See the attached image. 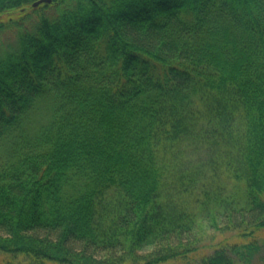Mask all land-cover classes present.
<instances>
[{"label":"trees","instance_id":"1","mask_svg":"<svg viewBox=\"0 0 264 264\" xmlns=\"http://www.w3.org/2000/svg\"><path fill=\"white\" fill-rule=\"evenodd\" d=\"M35 1L0 0L31 8L0 23V257L166 264L208 226L241 240L197 264H253L264 0Z\"/></svg>","mask_w":264,"mask_h":264},{"label":"rangeland","instance_id":"2","mask_svg":"<svg viewBox=\"0 0 264 264\" xmlns=\"http://www.w3.org/2000/svg\"><path fill=\"white\" fill-rule=\"evenodd\" d=\"M27 12H31V8L26 7L24 9L17 10L14 13L2 14V15H0V23L1 22H3V23L7 22L10 19L20 18L21 16H23ZM53 14H54V12L51 11L50 15H53ZM196 155H198V153H195L192 155H190L188 153H184L182 156H180L179 159L176 160L177 165H172L173 168L183 166L184 169H185V167L190 169L194 164L197 163L194 159ZM178 163H182L183 165H181V164L179 165ZM217 186H218V184H215L214 187H217ZM201 226H200V228H201ZM197 233H199V235H200V231H197ZM240 240L241 239L235 234H223L222 232L217 231L213 228L210 229L207 226V229L205 231V235L203 234V241H204L203 245L197 251V253L193 254L188 260L172 261V262H169L166 264H186V263L197 264V262H199V260H201L204 256L211 254L213 252V250L215 249L216 245H218L222 242H240ZM9 261H11L13 264H25L26 263V261L21 257L18 259H13V258L10 259L7 256L0 257V264H7ZM127 264H131V263H127ZM253 264H264V251L261 252L260 256L255 260V262Z\"/></svg>","mask_w":264,"mask_h":264},{"label":"water","instance_id":"3","mask_svg":"<svg viewBox=\"0 0 264 264\" xmlns=\"http://www.w3.org/2000/svg\"><path fill=\"white\" fill-rule=\"evenodd\" d=\"M53 0H36L33 4H32V6L33 7H37V6H39V5H41V4H44V3H51Z\"/></svg>","mask_w":264,"mask_h":264}]
</instances>
